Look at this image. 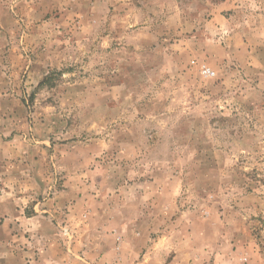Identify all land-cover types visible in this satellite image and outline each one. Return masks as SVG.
Segmentation results:
<instances>
[{"label": "rangeland", "instance_id": "obj_1", "mask_svg": "<svg viewBox=\"0 0 264 264\" xmlns=\"http://www.w3.org/2000/svg\"><path fill=\"white\" fill-rule=\"evenodd\" d=\"M0 35V264H264V0H0Z\"/></svg>", "mask_w": 264, "mask_h": 264}, {"label": "crops", "instance_id": "obj_2", "mask_svg": "<svg viewBox=\"0 0 264 264\" xmlns=\"http://www.w3.org/2000/svg\"><path fill=\"white\" fill-rule=\"evenodd\" d=\"M4 40H6L5 35H0V54H2V52L4 51V44H2V42ZM1 60H2V58H0V61ZM20 213L18 212V215ZM15 216H17V214H15ZM38 216H40V215L33 213L29 217H24V219L26 220V222H28V220H29L28 223L33 224V226H34L33 228H37L36 230H43L44 227L42 225H36L35 222H34V221H37L38 220ZM5 220H6L7 224L10 225V222H12V216L11 217H6ZM46 230H47V228H46ZM50 241L51 240L47 241L46 243L49 244ZM43 247H46V246H43ZM36 248L38 249V252H40V250L43 249L42 246H37V247L34 246V254H36V251H35ZM46 251H47V249H46ZM27 261L29 262V264H68V261H66L64 259H61V258L60 259L44 258V257L43 258H40L38 256L37 257L34 256V259H32V260H25V262H27ZM82 261L84 263H89L88 261H86L85 258L82 259ZM103 261L104 260H103L102 257H98V259H95V264L103 263ZM4 264H19V262H13V260H10V262L8 261V262H6ZM24 264H26V263H24ZM79 264H81V262Z\"/></svg>", "mask_w": 264, "mask_h": 264}, {"label": "built area", "instance_id": "obj_3", "mask_svg": "<svg viewBox=\"0 0 264 264\" xmlns=\"http://www.w3.org/2000/svg\"><path fill=\"white\" fill-rule=\"evenodd\" d=\"M210 71H208L207 73H209Z\"/></svg>", "mask_w": 264, "mask_h": 264}]
</instances>
